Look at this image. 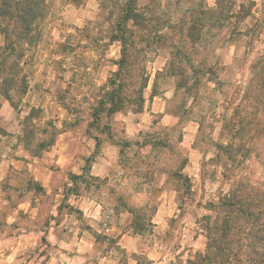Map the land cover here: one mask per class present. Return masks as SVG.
Masks as SVG:
<instances>
[{
	"label": "clouds",
	"instance_id": "obj_1",
	"mask_svg": "<svg viewBox=\"0 0 264 264\" xmlns=\"http://www.w3.org/2000/svg\"><path fill=\"white\" fill-rule=\"evenodd\" d=\"M0 264H264V0H0Z\"/></svg>",
	"mask_w": 264,
	"mask_h": 264
}]
</instances>
